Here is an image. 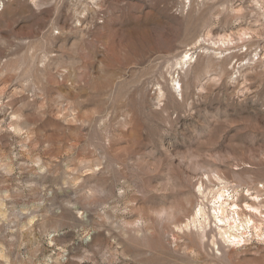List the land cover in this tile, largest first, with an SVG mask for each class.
<instances>
[{
	"label": "rangeland",
	"instance_id": "rangeland-1",
	"mask_svg": "<svg viewBox=\"0 0 264 264\" xmlns=\"http://www.w3.org/2000/svg\"><path fill=\"white\" fill-rule=\"evenodd\" d=\"M0 264H264V0H0Z\"/></svg>",
	"mask_w": 264,
	"mask_h": 264
},
{
	"label": "bare ground",
	"instance_id": "bare-ground-1",
	"mask_svg": "<svg viewBox=\"0 0 264 264\" xmlns=\"http://www.w3.org/2000/svg\"><path fill=\"white\" fill-rule=\"evenodd\" d=\"M184 56H185V55H184ZM185 57H186V56H185ZM221 196H222V195L219 194V195H218V198H221ZM219 210H220V213H223V207H222V205H221V206L219 205ZM197 211H198V212H197L198 214H201V212H202L201 209H199V210H197ZM197 213H196V214H197ZM203 217H204V216H203ZM226 220H227V219H226ZM200 223H201V222H200ZM228 226H229V225H228Z\"/></svg>",
	"mask_w": 264,
	"mask_h": 264
}]
</instances>
